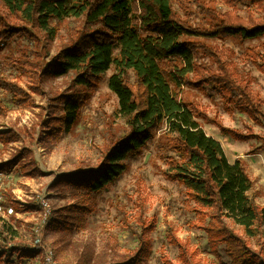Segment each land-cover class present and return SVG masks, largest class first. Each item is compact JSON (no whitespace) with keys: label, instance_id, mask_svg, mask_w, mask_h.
I'll return each instance as SVG.
<instances>
[{"label":"trees","instance_id":"obj_1","mask_svg":"<svg viewBox=\"0 0 264 264\" xmlns=\"http://www.w3.org/2000/svg\"><path fill=\"white\" fill-rule=\"evenodd\" d=\"M2 1L6 11L0 15V49L13 36L29 32L25 25L33 28L31 35L36 38L42 31L47 41L58 35L53 21H81L76 31L72 30L69 44L47 62L36 61L20 68L34 90L41 88L45 78L73 74L69 89L52 98L51 114L43 123L46 138L62 127L74 126L94 86L113 66L109 86L119 98L118 113L129 125V131L108 148L99 167L59 175L55 186L71 190L76 202L58 211L59 217H51L47 227L69 232L83 226L95 210L92 195L114 183L127 169L128 160L140 154L165 125L164 138L158 143L166 162L164 174L184 186L188 198L196 203V226L208 233L211 250L217 254L224 248L230 264H264V204L253 193L254 181L243 161L230 162L221 141L205 131L200 122L206 119L205 109L182 97L184 87L204 90L210 86L228 108L260 121L264 113L262 99L252 86L255 78L240 72L226 48L217 50L193 37L260 38L264 37V21L252 17L245 22L215 10L218 12L209 14V26L200 28L192 27L174 11L176 3L186 1L206 12L202 0ZM225 1L230 6L245 2L264 10V0ZM198 54L214 64L199 63ZM254 62L264 71L262 56ZM0 86L15 93L19 103L30 96L20 85L2 77ZM223 129L237 140L250 136L238 129ZM0 138L9 142L20 136L11 130L0 133ZM14 163H1L0 169ZM23 167L25 171L27 165L23 163ZM64 212L72 213L71 217ZM5 231L13 237L17 234L0 215V239H7ZM171 243L183 248L182 241L172 234ZM150 250L151 243L141 234L132 261L118 264H140ZM37 252L28 246L12 247L0 252V260L14 264L15 256L32 257Z\"/></svg>","mask_w":264,"mask_h":264},{"label":"rangeland","instance_id":"obj_2","mask_svg":"<svg viewBox=\"0 0 264 264\" xmlns=\"http://www.w3.org/2000/svg\"><path fill=\"white\" fill-rule=\"evenodd\" d=\"M202 1L206 12L186 1L176 3L174 11L192 27L200 28L209 26V14L218 11L245 22L252 17L264 21V10L245 2L230 6L225 0ZM5 11L6 5L0 0V15ZM79 25L81 21L75 18L55 20L53 26L58 27V35L47 41L42 31L36 38L31 35L33 28L25 25L29 32L13 36L0 49V77L30 94L19 103L14 99L15 93L0 86V133L13 130L20 136L9 142L0 138V164L15 160L10 168L0 169V215L17 231L15 237L5 231L7 239H0V252L17 246L38 251L32 257L15 256L14 264H118L132 261L143 234L151 243V250L140 264H230L225 249L213 252L208 233L196 226V203L188 198L184 186L164 174L166 162L160 156L158 143L164 138L165 125L140 154L128 160L127 169L114 183L92 195L95 210L83 226L69 232L47 227L51 217H59L58 211L76 202L71 190L55 186L59 175L99 167L112 143L129 131L126 120L118 113L119 98L109 86V77L115 72L113 66L94 86L74 126L62 127L46 138L48 132L43 123L51 114L52 98L69 89L73 74L45 78L41 88L34 90L20 68L36 61L47 62L69 44L72 30L76 31ZM193 39L217 50L226 48L240 72L255 78L252 86L262 99L264 113V71L254 62L261 56L264 59V37ZM197 57L203 65L214 64L202 54ZM129 76L133 77L132 72ZM182 97L205 109L206 119H200L205 131L221 141L230 162L243 161L255 184L253 193L264 202V116H259L258 121L228 108L210 86L204 90L184 87ZM223 127L250 136L237 140ZM23 163L27 165L25 171ZM63 214L71 217L72 213ZM171 234L182 241L183 248L171 243ZM0 264L4 261L0 260Z\"/></svg>","mask_w":264,"mask_h":264},{"label":"crops","instance_id":"obj_3","mask_svg":"<svg viewBox=\"0 0 264 264\" xmlns=\"http://www.w3.org/2000/svg\"><path fill=\"white\" fill-rule=\"evenodd\" d=\"M257 197V196H256ZM257 200H258V198H257ZM259 201V200H258ZM260 202V201H259ZM260 203H262V204H264V202L263 201H261Z\"/></svg>","mask_w":264,"mask_h":264},{"label":"built area","instance_id":"obj_4","mask_svg":"<svg viewBox=\"0 0 264 264\" xmlns=\"http://www.w3.org/2000/svg\"><path fill=\"white\" fill-rule=\"evenodd\" d=\"M51 264H58V263L54 261V262H53V263H51Z\"/></svg>","mask_w":264,"mask_h":264}]
</instances>
